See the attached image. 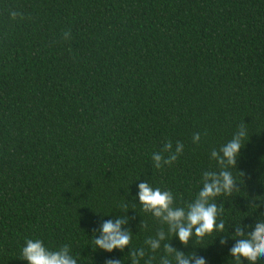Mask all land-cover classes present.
<instances>
[{
  "label": "trees",
  "instance_id": "1",
  "mask_svg": "<svg viewBox=\"0 0 264 264\" xmlns=\"http://www.w3.org/2000/svg\"><path fill=\"white\" fill-rule=\"evenodd\" d=\"M242 124L227 169L239 189L213 201L223 232L165 241L206 264H236L234 225L264 214V0H0V264H28L27 239L68 245L78 264H131L130 248L161 264L165 242L153 253L145 240L167 225L142 210L138 184L193 201ZM169 140L183 153L156 169ZM122 215L130 248H96L94 230Z\"/></svg>",
  "mask_w": 264,
  "mask_h": 264
},
{
  "label": "clouds",
  "instance_id": "2",
  "mask_svg": "<svg viewBox=\"0 0 264 264\" xmlns=\"http://www.w3.org/2000/svg\"><path fill=\"white\" fill-rule=\"evenodd\" d=\"M22 15L17 11L10 12V17L13 20L18 16L22 17ZM70 35V32H65L64 38L68 39ZM246 136L247 130L242 124L230 141L222 145L219 150L213 149L211 151V158L216 160L220 170L218 172L205 171L202 177L201 190L193 201L184 206H176L171 190L153 188L149 182L138 184V199L139 204L142 205V210L151 213L154 218L167 225V232L161 229L155 237H148L145 240V244L151 252L158 251L162 242L167 241L169 234L178 237L179 241L187 246L193 237L203 239L213 232H223L224 221L219 220L218 222V217L222 215L223 208H219L213 201L218 196L231 195L239 189L234 177L227 169L236 166L242 141ZM192 139L193 143H199L200 133H195ZM183 150L182 142L177 141L175 149H173V143L170 140L167 141L159 151L153 153V166L156 169H161L164 166L172 165L182 155ZM259 206L254 202L249 204V207L252 208H259ZM123 212L127 213V211ZM130 219L127 215H122L114 221L111 219L104 221L98 229L100 233L98 237L95 235L97 230H94L96 248L106 252H112L116 249L123 252L126 247L130 248L133 233L130 229L125 228ZM144 227L146 225L142 222L140 228ZM234 227L235 232L232 234V239L236 242L229 253L235 259L236 264H244V261H247L248 264H254L259 258H264V214L257 219L254 226L239 224L234 225ZM245 227H254V230L245 232ZM220 243L224 245L227 240L221 239ZM163 248L166 255L161 258V264H206L205 259L195 252L185 254L183 251L174 248L170 242L163 243ZM129 255L132 257L131 264H140V259L145 257L146 253L144 248H130ZM21 257V260H26L28 264H78L68 245H63L58 249H50L40 239H27L22 248ZM106 264H121V261L110 259L106 261ZM145 264H152V259L146 260Z\"/></svg>",
  "mask_w": 264,
  "mask_h": 264
}]
</instances>
